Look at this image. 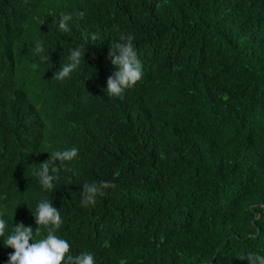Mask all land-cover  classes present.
<instances>
[{
	"label": "trees",
	"instance_id": "trees-1",
	"mask_svg": "<svg viewBox=\"0 0 264 264\" xmlns=\"http://www.w3.org/2000/svg\"><path fill=\"white\" fill-rule=\"evenodd\" d=\"M83 3L72 19L103 37L53 80L75 49L57 30L63 14L0 0V264L14 252L4 245L13 227L35 232L44 199L60 211L69 254L91 252L95 264L264 256V0ZM128 34L142 78L123 99L105 96L117 71L109 47ZM73 146V161L51 160ZM48 159L58 179L46 190L35 173ZM93 181L116 187L83 206ZM38 227L33 242L47 236Z\"/></svg>",
	"mask_w": 264,
	"mask_h": 264
},
{
	"label": "clouds",
	"instance_id": "clouds-1",
	"mask_svg": "<svg viewBox=\"0 0 264 264\" xmlns=\"http://www.w3.org/2000/svg\"><path fill=\"white\" fill-rule=\"evenodd\" d=\"M9 1H12L15 5L35 8L44 17L55 13L63 14L56 25L57 30L70 33L67 36V44L75 49L70 50V63L62 66L61 70L53 76V80H63L68 77L80 65L81 58L85 54L83 48L94 46L99 42L98 39L101 40L103 37L102 34H93L89 31L81 30L78 26V21L72 19L73 12H83V0H60L61 11L56 10L58 0ZM50 10V13H46ZM40 34L51 43L55 41L48 29H44ZM133 40L134 36L132 34L121 35V42L109 47L107 59L111 61L117 71L107 80V91H103L105 96L110 95L123 99L125 90L134 86L142 78V63L138 59ZM42 43V41L36 43L34 49L36 54L44 52ZM41 59L47 62L49 61V55H43ZM78 154V148L73 146L64 150L54 151L51 155V160L61 163L70 162ZM38 167L39 171L35 174L39 177L42 187L46 190L54 189V181L58 177L50 175L49 159ZM68 170L70 171V169ZM115 187L116 185L111 181L85 183L82 190L81 204L83 206L94 205L98 196L105 195L106 189ZM33 216L37 225L35 232L30 226L25 227L23 224H17L7 235L4 245L14 249V252L8 258V264H95V259L91 252H82L76 257L69 254L71 246L68 241L56 235V231L60 228L63 221L60 211L52 206L51 200L44 199L39 202L36 213ZM38 226H43L46 229L47 236L44 239L33 242L34 235L40 234L41 229ZM6 229V220L0 218V237L5 236ZM30 241L32 242L30 243ZM243 259H247L248 264H264V256L252 253L247 254Z\"/></svg>",
	"mask_w": 264,
	"mask_h": 264
}]
</instances>
